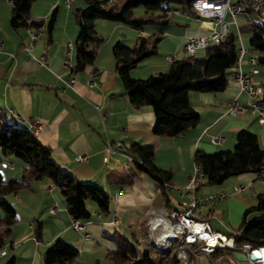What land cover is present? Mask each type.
Returning <instances> with one entry per match:
<instances>
[{"label": "crops", "instance_id": "crops-1", "mask_svg": "<svg viewBox=\"0 0 264 264\" xmlns=\"http://www.w3.org/2000/svg\"><path fill=\"white\" fill-rule=\"evenodd\" d=\"M83 3L76 2V6L84 9ZM114 3L116 0L109 5ZM72 8V4L65 6L63 0H34L30 9L31 19L43 20L46 24L53 19V24L51 32L46 30L29 53L26 51L30 45L27 27L12 28V2L0 0V36L3 42L0 49V109L9 115H20L25 120L38 119L41 127L33 129V132L40 142L49 146L54 159L74 176L102 186L110 196L111 210L102 214L96 202L93 200L94 204L87 199L91 217L81 219L85 227L76 231L72 228L73 218L54 182L48 178L33 180L28 187L5 196L16 209L17 222L5 236L1 249L6 252L0 255V264H8L12 259L13 264H41L45 250L57 238L79 248L76 263L114 264L108 252L117 246L115 235H121L132 243L135 250L132 249L131 256L137 258L140 249L154 246V238L162 239L153 230L152 218L155 222L164 219L167 211L183 209L189 200L201 195L222 194L214 201L197 206L193 212L196 219L207 221L212 230L220 233L237 226L244 211L254 204L256 195L264 193V171L261 175L244 172L214 185L201 178L194 187L189 186V178L198 149L208 153L234 150L236 134L241 128L256 133L264 148V127L256 115L249 112L236 116L225 114L234 97L246 104V94L232 80L221 91H190V102L200 114L199 122L175 136L157 135L153 131L155 113L152 107H135L124 94L112 51L117 40L132 46L138 35L156 32L147 33L144 27L135 28L123 22L99 18L96 29L103 41L97 48L94 62L81 71L72 72L71 66L65 64L66 60L72 65L75 62L74 43L79 32L75 9ZM188 16L173 18L170 23L175 24L177 30H163L158 52L131 70L133 78H146L168 71L174 60L184 58L181 51H185L188 37L207 33L195 15ZM69 42L72 43L71 48ZM201 50L206 53L205 48ZM169 55L174 56L173 61L167 59ZM242 67L244 71L251 69L248 55L244 57ZM258 69L257 77L262 81L264 73ZM70 78H75L73 87L65 84V80ZM23 124L29 127L27 122ZM215 136L222 137V141L214 143L212 139ZM130 140L152 146L156 164L172 170L170 186L166 185L169 206L165 205L159 186L149 174L135 165L125 168L123 150L107 149L108 142L122 141L126 145ZM80 154H87V157L78 160ZM0 159V171L5 180L21 175L24 162L14 155L5 156L1 146ZM238 185L243 189L237 190ZM0 215H3L1 208ZM114 215L118 219L117 229L111 224ZM257 216L258 212H252L249 218ZM35 220L43 222L40 240L34 235ZM164 225L169 226L167 222ZM85 232L90 236L85 237ZM167 239L168 236L162 241ZM175 240L180 243L182 238L179 235ZM170 251L171 248L168 253ZM261 253L264 255L263 250ZM200 255L215 264L205 251L190 253L188 263L180 261L202 264Z\"/></svg>", "mask_w": 264, "mask_h": 264}, {"label": "trees", "instance_id": "trees-1", "mask_svg": "<svg viewBox=\"0 0 264 264\" xmlns=\"http://www.w3.org/2000/svg\"><path fill=\"white\" fill-rule=\"evenodd\" d=\"M87 7L74 10L79 27L74 43L75 62L72 72H78L93 64L97 48L103 41L96 29L99 18L123 22L135 28L144 27L150 18L136 17L135 9L142 6L146 14L157 15V24H168L173 15H167L166 9L177 5L182 11L195 15L192 8L193 0H127L121 7L109 5V0H83ZM12 10L10 25L14 29L35 28L46 25L51 32L53 19L45 21L31 19L30 9L34 0H11ZM176 9V8H174ZM241 24L240 30L250 33L249 43L256 49L260 65H264V22L257 12H251ZM163 30L150 35H138L134 45L129 46L121 40L113 44V55L116 59V70L124 85V94L135 107L149 105L155 113L153 131L160 136H175L195 126L200 114L190 102V91H221L228 85L230 68L235 64L238 51V37L235 31L206 47L203 57L187 55L174 60L166 72L152 74L146 78H133L131 70L142 60L155 55L163 38ZM263 87L264 96V80ZM0 146L5 156L14 155L24 162L21 175L5 180L0 171V249L5 244V236L12 231L17 222L15 207L5 198L28 187L33 180L48 178L54 182L64 197L68 213L73 219H89L91 211L86 201L96 202L102 214L110 213V196L99 184L82 180L66 170L57 162L49 146L44 145L27 127L11 114L0 109ZM125 151L136 160V167L149 174L159 186L166 206L170 200L166 184L172 178V170L160 167L155 162V149L139 141L130 140ZM1 161V159H0ZM140 161L141 163H139ZM194 162L203 168L207 184L214 185L224 182L227 178L244 172L264 171V148L256 133L247 128L237 131L234 150L208 153L198 149L194 154ZM258 212L259 216L249 218L250 213ZM34 235L40 240L43 222L35 220ZM223 233L232 238V244L215 246L209 256L215 264H244L232 262L235 252H242L249 245L250 251L264 246V193H258L253 205L248 207L237 227L224 230ZM117 246L108 252V257L115 264H185L176 257L178 242L172 243L173 252L164 255L157 247L149 246L139 250V256H131L132 243L121 235H115ZM196 243H191L195 247ZM80 255L79 248L62 239H55L45 250L41 264H79L76 259ZM13 259L8 264H13ZM95 264H99L96 262ZM189 264H193L190 262Z\"/></svg>", "mask_w": 264, "mask_h": 264}, {"label": "built area", "instance_id": "built-area-1", "mask_svg": "<svg viewBox=\"0 0 264 264\" xmlns=\"http://www.w3.org/2000/svg\"><path fill=\"white\" fill-rule=\"evenodd\" d=\"M112 0H109L111 2ZM65 6L70 7L74 0H63ZM192 8L195 12V16L199 21V24L207 29V33L205 35L200 36H190L186 39L184 44V49L187 55L195 56L200 49H206L212 43L219 42L221 39L226 37L229 32L232 30V25L235 24L237 28H240L238 25V16L247 17L251 12H257L261 20L264 22V0H193ZM186 13L178 8H168L165 13L167 15H175L180 13ZM29 36H30V45L26 47V51L32 53V48L34 46L35 41L45 33L46 25L35 28L32 26L27 27ZM238 40L241 42V46L238 47L237 51V59L235 64L230 68L228 81H235L241 92H244L247 96L246 104H242L237 97H234L225 111V114L236 116L238 113L249 112L254 114L258 118V122L264 127V96H263V87L261 85L260 79L257 77L259 72V60L257 56L256 49L251 47L247 48L242 42V38L240 37V33L238 34ZM2 38L0 36V49L2 48ZM69 48L72 47V43L69 42ZM251 52V53H250ZM253 52V53H252ZM249 54V55H248ZM248 55V62L251 65V69L249 71H244L242 64L244 57ZM168 60L173 61L174 56H167ZM38 61L41 60L38 58ZM42 63V62H41ZM65 64L72 67L70 61L66 60ZM75 83V78H70L65 80L66 86L73 87ZM20 122H27L29 127L32 129H39L41 127V123L36 118H29L27 120L23 119L20 115H15ZM104 116V115H103ZM212 141L214 143H220L222 141V137L215 136ZM107 149L114 150L120 149L125 152L126 162L125 168L130 167L131 165L136 166L135 158L128 154L125 151V144L122 141H111L107 144ZM87 157V154H80L77 156L78 160H84ZM107 159V158H106ZM141 163L140 161H138ZM201 178H204L203 168L200 164L194 165L193 173L189 178V186L194 187L197 181ZM170 186L169 183L166 184ZM237 190H242L243 187L238 185L236 187ZM222 194H208L201 195L198 197H194L187 203L186 207L183 209H176L167 211V219L169 220L172 226V234L168 236L166 242L162 240H158L154 238L153 245L157 247L163 254H165L166 250L172 249V243L175 238H178L180 235L182 240L179 243V246L176 250V257L182 261L188 263V256L190 251L196 253L197 251H205L209 253L215 246L209 244L210 238L214 237L217 239V245L223 246L225 244H229L226 240V235L224 233L215 232L212 230L207 221L198 220L193 216L194 209L202 204H205L210 201H214L220 198ZM55 208H52L54 211ZM112 226L117 229L118 228V219L114 215L111 219ZM200 225L202 227L201 230L206 231L209 235L208 238L201 237V232H195L192 230L191 226ZM85 224L80 219H73L72 228L76 231L83 230ZM85 237H89V233H84ZM231 239V244L233 239ZM205 242L204 245H200V243ZM195 242L196 246L191 247V243ZM230 244V245H231ZM248 248L250 247L247 245ZM264 249L260 247L258 249H254L256 253ZM6 250L1 249L0 255L5 254ZM249 254V252H248ZM239 262V261H238ZM254 264H264V257L259 260L252 261ZM246 264V263H244Z\"/></svg>", "mask_w": 264, "mask_h": 264}, {"label": "rangeland", "instance_id": "rangeland-1", "mask_svg": "<svg viewBox=\"0 0 264 264\" xmlns=\"http://www.w3.org/2000/svg\"><path fill=\"white\" fill-rule=\"evenodd\" d=\"M127 0H116V3H114V4H111V6H115V7H121V5H123V4H125V2H126ZM76 2H84L83 0H76V1H74L73 3H72V5H73V8L72 9H76V8H78L77 6H76ZM83 7H87V5L85 4V3H83ZM172 7L173 8H179L177 5H175V4H173L172 5ZM71 13H72V10H71ZM160 13V11H157V12H155L153 15H149V14H146L145 13V10H144V8L142 7V6H139V7H137L136 9H135V15H136V17H139V16H144V17H147V18H150L149 20V22H147L146 24H144V28L147 30V33H153V32H158L159 30H165V31H168V30H177V27H176V25L175 24H173V23H170L169 25L168 24H157L156 22H154L153 20H155L156 21V19H157V15ZM184 16H187V17H189L188 16V14H186V13H180V14H175V15H173L172 17L174 18V19H183V17ZM191 18V17H190ZM237 20H238V25L239 26H241V24L246 20V18L245 17H243V16H238L237 17ZM232 30L233 31H235V33L237 34V36H238V34L240 33V37L242 38V42L244 43V45L247 47V48H251V45H250V43H249V38H250V36H251V34L250 33H247V32H245V31H241L240 30V28H237V26L235 25V24H233L232 25ZM241 46V42L238 40V47H240ZM204 53V51H198L197 52V54L195 55L196 57H203L205 54H203ZM251 53V52H250ZM253 53V52H252ZM181 55H182V57H186L187 56V54H186V52L184 51V50H182L181 51ZM249 55V54H248ZM259 68L261 69V71L264 73V65H260L259 66ZM58 192L60 193V191L58 190ZM60 196L64 199V197L61 195V193H60ZM89 200L92 202V203H94L95 204V202L92 200V199H90L89 198ZM65 201V200H64ZM166 218V217H165ZM240 224V223H239ZM238 224V225H239ZM237 225V226H238ZM237 226H232V227H237ZM231 227V228H232ZM205 244V242L203 241L202 243H200V245H204ZM132 249L133 250H135V248H134V246L132 247ZM168 250V249H167ZM190 253L191 254H193V252H191L190 251ZM263 253H264V251H263ZM200 260L202 261V264H211L210 263V261H209V259L208 258H206L205 256H203V255H200ZM190 262V261H189ZM233 262H235V261H233ZM114 263V262H113ZM236 263H241V262H237L236 261ZM115 264V263H114Z\"/></svg>", "mask_w": 264, "mask_h": 264}, {"label": "bare ground", "instance_id": "bare-ground-1", "mask_svg": "<svg viewBox=\"0 0 264 264\" xmlns=\"http://www.w3.org/2000/svg\"><path fill=\"white\" fill-rule=\"evenodd\" d=\"M152 220H153V223H152L153 230L155 232L157 231L156 234H157L158 238H162V239H158L159 241L163 240V238H165L166 236H170V234H172V232H173L171 229L172 226H171V224L167 218L160 219L159 221H156V222L154 221L153 218H152ZM165 222H167V224L169 225L168 227H165V225H164ZM191 228H192V230H195V232H201V235H202L201 237L208 238L209 235L206 233V231L201 230L202 227L200 225L191 226ZM226 240L229 244H231V239L226 237ZM209 244H211L212 246H218L217 245V239L214 237L210 238ZM263 251H264V249H263ZM256 254H259V253H256ZM260 256H261V258L264 257V255H262L261 251H260Z\"/></svg>", "mask_w": 264, "mask_h": 264}, {"label": "water", "instance_id": "water-1", "mask_svg": "<svg viewBox=\"0 0 264 264\" xmlns=\"http://www.w3.org/2000/svg\"><path fill=\"white\" fill-rule=\"evenodd\" d=\"M168 251L169 250H167L165 254H167ZM234 257L237 261L246 264H254L252 261L259 260L261 258V256L256 254L255 251H250V247L248 248V246H246L242 252H235Z\"/></svg>", "mask_w": 264, "mask_h": 264}]
</instances>
